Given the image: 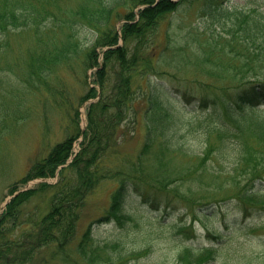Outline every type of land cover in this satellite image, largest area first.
<instances>
[{
    "label": "trees",
    "instance_id": "16d2710c",
    "mask_svg": "<svg viewBox=\"0 0 264 264\" xmlns=\"http://www.w3.org/2000/svg\"><path fill=\"white\" fill-rule=\"evenodd\" d=\"M70 1L0 0V72H21L15 84L0 79V126L25 120L42 95L59 104L56 98L63 91L53 88L59 74L81 69L87 78V72L100 65V49L108 48L95 74L100 95L88 108L81 149L62 168L57 184L39 187L53 190L50 210L40 220L22 216L36 190L20 193L7 205L0 218V264H28L46 248H53L52 256L64 264H218L220 239L217 246H194L173 236L176 247L167 254L153 258L152 251H143V233L149 240L154 231L183 229L186 222L155 220L131 240L127 236L104 244L94 238V222L77 239L78 223L88 196L102 182L116 187L99 222L121 227L127 222L137 228L148 225L143 214L125 210L126 192L134 184L159 192L149 201L163 204L165 211L182 204L198 218H211L222 206L233 204L247 219L255 208L264 207V0L233 7L224 0H77L75 7ZM195 3L214 29L184 37L167 29L160 42L158 30L165 19ZM139 5L147 6L137 19L134 9ZM120 20H125L123 45L116 47ZM15 35L27 41L22 54L11 48ZM171 64L189 69L208 94L194 99L183 93L184 102L173 99L175 105H168L162 82L149 77L162 76L166 71L159 67ZM136 78L145 83L135 85ZM97 95L98 90L88 86L83 100ZM37 101L50 104L49 98ZM142 101L143 146L134 157L124 156L117 136L126 120L137 117ZM79 134L80 129L56 144L30 168L23 183L54 177L72 156ZM16 190L14 186L11 193ZM250 238L263 248L261 235ZM235 261L231 257L224 264H238Z\"/></svg>",
    "mask_w": 264,
    "mask_h": 264
},
{
    "label": "rangeland",
    "instance_id": "374dc122",
    "mask_svg": "<svg viewBox=\"0 0 264 264\" xmlns=\"http://www.w3.org/2000/svg\"><path fill=\"white\" fill-rule=\"evenodd\" d=\"M224 1L230 5H244L247 1L252 3L253 0ZM70 4V7H75L77 0H71ZM197 7L198 3H195L188 9L184 5L178 12L167 17L158 32V40L161 42L165 40L167 28L171 34L179 35L180 37H184L191 31L201 36H204L201 33L205 31V33L210 32L211 30L205 29H211L212 25L206 24L203 21ZM119 10L124 11V8L120 7ZM120 25L121 23L118 22L117 27ZM10 45L16 53L22 54L27 47V41L15 35L11 36ZM159 69L166 72L160 77L150 76L149 78H152L151 81L153 82H162L165 92L169 96L165 98L168 101V105H175L173 99H182V102H184L181 97L183 93L192 95L194 99H202L208 94L204 93L206 90H201L198 87L195 82L196 76L189 69L177 67L175 64H171L168 67H159ZM14 71L16 72L1 71L0 79L3 81L7 80V83L15 84L16 78L21 75V72L17 69ZM94 71L91 70L87 73L88 78L85 77L81 69L77 71L75 69L63 71L59 74L60 82L58 83L59 78L53 81L56 84L53 88L63 91L60 97L56 98L57 101L59 100V104L54 103L50 95H45V97L42 95L35 99L30 112H28L29 114L25 110L26 106L23 107V110L28 115L25 120L22 119L15 123H8L6 127L0 126V207L10 197V192L14 186H17L19 190H36L34 196L23 206L22 216H25V219H30L32 216L33 219L40 220L42 215L48 212L53 197V190L39 189L45 182L30 180L31 182L23 183V179L27 176L30 168L36 162L46 157L56 143L76 134L78 129L80 131L85 129L88 101H84L83 97L87 92L88 84H91L94 80ZM144 83V79H135V85ZM44 98H49L50 104L48 106H44L41 102H36V100L42 101ZM61 99H63L62 105ZM145 108L146 104L144 101L138 103L137 117L132 115V117L126 120L117 136V148L124 156L134 157L143 146L146 132ZM77 112L80 113L78 116L76 115ZM75 119L78 121L79 128ZM196 140V138L193 139L191 143H194ZM77 150L78 143L76 144ZM59 180L57 177L48 178V183L45 184L54 185ZM115 187L116 185L113 182H102L96 188V191L88 196L81 210L77 239L81 237L84 230L92 222H94V238L101 244L124 239L127 236H130L131 240L135 236L136 231H147L148 227L155 220H159L162 224L186 222L187 225L183 226L186 228L183 229L171 230L170 228H163L159 232L154 231L150 234L149 240L146 239V235L143 233V245L145 246L143 251H147L148 254L152 251L153 258L167 254L170 249L176 247V244L172 242L173 236H176V239L183 237L182 239L187 244L194 246H217L220 239L222 244L220 245L221 254L218 264H224L231 257H235L238 264H245L247 262L264 264V207L255 208L253 216H249L247 219H243L241 212L233 204L222 206L216 210V215H213L211 218H198L193 216L189 210H186L183 207L184 205L181 204V207L178 203L176 204L179 205L178 210L169 209L165 211L163 204L158 205L149 201L155 195H159V192L134 184L126 192L125 210L127 213H131L134 210L143 214L141 219L146 221L148 225L143 226V228L139 225V228H137L134 223L127 222L124 227H121L115 222H99L106 214L111 192ZM144 203L147 204L145 205ZM257 223H259L257 229L255 226V229L252 228ZM261 225H263V228L260 227ZM27 228L28 225L23 226V229ZM21 231V228L18 229L15 232L16 235H20ZM251 235L253 237L261 235L263 248L257 245L259 240L250 238ZM192 238H194V241H189ZM128 244L134 247L132 243ZM53 252V248L41 249L36 254L35 259L28 264H64L58 256H52ZM131 259H128V261ZM129 264H133V260Z\"/></svg>",
    "mask_w": 264,
    "mask_h": 264
}]
</instances>
